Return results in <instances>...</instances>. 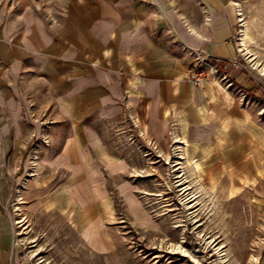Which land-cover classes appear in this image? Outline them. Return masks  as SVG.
<instances>
[{
  "label": "crops",
  "instance_id": "crops-1",
  "mask_svg": "<svg viewBox=\"0 0 264 264\" xmlns=\"http://www.w3.org/2000/svg\"><path fill=\"white\" fill-rule=\"evenodd\" d=\"M236 8L235 0H15L0 10V177H51L62 183L52 205L61 195L87 208L101 196L102 167L122 175L116 125L148 149H263L264 127L240 88L245 72L229 87L201 89L186 77L193 50L243 59Z\"/></svg>",
  "mask_w": 264,
  "mask_h": 264
},
{
  "label": "rangeland",
  "instance_id": "rangeland-1",
  "mask_svg": "<svg viewBox=\"0 0 264 264\" xmlns=\"http://www.w3.org/2000/svg\"><path fill=\"white\" fill-rule=\"evenodd\" d=\"M235 1L240 88L264 127V0ZM121 128L122 175L102 167L91 207L52 205L51 177H0V264H264V148L148 149Z\"/></svg>",
  "mask_w": 264,
  "mask_h": 264
},
{
  "label": "built area",
  "instance_id": "built-area-1",
  "mask_svg": "<svg viewBox=\"0 0 264 264\" xmlns=\"http://www.w3.org/2000/svg\"><path fill=\"white\" fill-rule=\"evenodd\" d=\"M194 62L189 66L186 77L194 85L205 89L212 81H218L229 87L235 71L246 69L242 58L225 59L215 57L202 50H193Z\"/></svg>",
  "mask_w": 264,
  "mask_h": 264
},
{
  "label": "bare ground",
  "instance_id": "bare-ground-1",
  "mask_svg": "<svg viewBox=\"0 0 264 264\" xmlns=\"http://www.w3.org/2000/svg\"><path fill=\"white\" fill-rule=\"evenodd\" d=\"M247 31V30H246ZM249 32H244L242 37H241V40H240V45L242 47V49H245L247 47V44H248V40H249Z\"/></svg>",
  "mask_w": 264,
  "mask_h": 264
}]
</instances>
